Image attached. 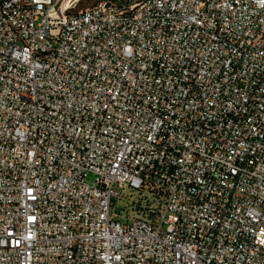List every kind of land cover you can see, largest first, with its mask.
Wrapping results in <instances>:
<instances>
[{
    "label": "built area",
    "instance_id": "1",
    "mask_svg": "<svg viewBox=\"0 0 264 264\" xmlns=\"http://www.w3.org/2000/svg\"><path fill=\"white\" fill-rule=\"evenodd\" d=\"M78 1L0 0V264H264V0Z\"/></svg>",
    "mask_w": 264,
    "mask_h": 264
},
{
    "label": "rangeland",
    "instance_id": "2",
    "mask_svg": "<svg viewBox=\"0 0 264 264\" xmlns=\"http://www.w3.org/2000/svg\"><path fill=\"white\" fill-rule=\"evenodd\" d=\"M97 1L99 0H79L75 9H83ZM87 180L92 181V176H88Z\"/></svg>",
    "mask_w": 264,
    "mask_h": 264
}]
</instances>
